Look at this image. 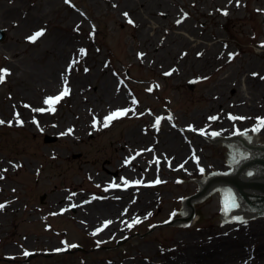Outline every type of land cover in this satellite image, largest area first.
<instances>
[{
  "label": "rangeland",
  "instance_id": "rangeland-1",
  "mask_svg": "<svg viewBox=\"0 0 264 264\" xmlns=\"http://www.w3.org/2000/svg\"><path fill=\"white\" fill-rule=\"evenodd\" d=\"M0 29V264L257 262L264 220L212 217L221 188L181 206L232 170L201 138L264 145V0H0Z\"/></svg>",
  "mask_w": 264,
  "mask_h": 264
},
{
  "label": "water",
  "instance_id": "water-1",
  "mask_svg": "<svg viewBox=\"0 0 264 264\" xmlns=\"http://www.w3.org/2000/svg\"><path fill=\"white\" fill-rule=\"evenodd\" d=\"M5 37L6 33L0 30V41L4 40ZM253 134L245 135L248 137H243L247 140L246 142L244 141L247 148H244L241 137L240 139L233 138L225 141H223V135L201 138V140H221L226 168H232V171L236 168V171L230 175L210 178L206 184L202 186V189L201 185L205 182L207 177L225 173H212L197 180L196 182H198L201 189L200 192L188 198L187 206H181V208H187L188 214L191 212L192 208L191 218L185 221L189 222L194 215L192 201L203 202V197L208 193L211 187L212 189L210 192L221 188L222 194L227 188H231L236 193L233 197L235 198L237 196L239 201L236 202L235 200L238 206L234 207L239 208L238 212H233L234 208H229L227 212L221 209V215H212V217H221V223L231 224L264 220V148L255 146L257 145V133L255 135ZM55 139L56 138H50L47 142H54L56 141ZM250 168L253 169L250 170ZM223 197L224 201H226V196L224 194Z\"/></svg>",
  "mask_w": 264,
  "mask_h": 264
},
{
  "label": "snow or ice",
  "instance_id": "snow-or-ice-1",
  "mask_svg": "<svg viewBox=\"0 0 264 264\" xmlns=\"http://www.w3.org/2000/svg\"><path fill=\"white\" fill-rule=\"evenodd\" d=\"M66 2H68V0H66ZM226 14V13H225ZM125 16H127L128 14L127 13H124ZM129 23H133V21L129 20L128 21ZM42 35H44V29H41L39 31H37L36 33H34L32 36L28 37V39L32 42H35L36 39L38 37H41ZM262 47H264V45H261ZM81 54L84 53V50L81 49L80 50ZM73 63H76V61H73ZM71 69V65H69V70ZM10 74L8 72L7 69H0V83H2L5 79V76ZM166 74H170V73H166ZM253 75H256L255 73ZM262 79H264V77H262ZM65 85H67V81L65 80ZM69 89L67 86L64 87V89L55 97H48L45 99V104H48V105H54L56 103H58L60 100H62L65 96L69 95ZM135 102V101H134ZM48 110L50 111H54L55 109L53 107H50ZM35 111H45V109H36ZM127 112V110H119V111H116V112H113L111 114H109L107 117L104 118V127H107L108 126V122L118 118L119 116H122V115H125ZM232 119H242L241 117H230ZM210 119H213L215 120L216 117H211ZM4 121L0 120V124H3ZM22 123V122H20ZM35 123V121H34ZM159 123V121H157V124ZM260 126L261 127H264V120H261L260 121ZM71 130H69L70 132ZM67 134V133H65ZM161 181L159 179H157L155 181V183H160ZM127 183V182H126ZM137 184L140 183L139 181L136 182ZM116 187H118V185H114ZM238 205L236 204L235 202V198L234 197H231L230 199H226L225 201V205H224V210L227 212L229 210V208H234V207H237ZM4 207V205H0V209H2ZM149 215H151V213H149ZM146 218V217H145ZM111 221H107L105 222V226H107V224H110ZM134 223H140V220H135ZM129 227H132L131 224L128 225ZM99 231V229L97 230ZM71 247H76V245H71ZM59 251V249L57 250ZM25 255H28L27 252H25Z\"/></svg>",
  "mask_w": 264,
  "mask_h": 264
},
{
  "label": "bare ground",
  "instance_id": "bare-ground-1",
  "mask_svg": "<svg viewBox=\"0 0 264 264\" xmlns=\"http://www.w3.org/2000/svg\"><path fill=\"white\" fill-rule=\"evenodd\" d=\"M154 27H152L153 29ZM244 103V102H241ZM187 211V210H186ZM188 216V211L186 213ZM263 235H264V230H263ZM245 255V252L242 250H239L237 252H219L217 253L214 258H212L210 261H203L199 259H195L197 256H188V262H184V264H229L230 262L233 261L234 258L236 257H242ZM179 259V258H178ZM183 259V258H180ZM184 261L186 259H183ZM252 264H264V243L261 245L260 249L258 250V257H257V262L252 263Z\"/></svg>",
  "mask_w": 264,
  "mask_h": 264
}]
</instances>
